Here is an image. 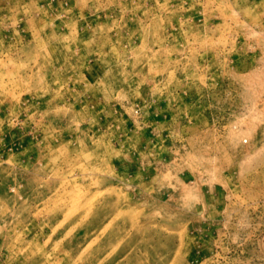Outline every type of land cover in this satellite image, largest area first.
<instances>
[{"label":"rangeland","instance_id":"1","mask_svg":"<svg viewBox=\"0 0 264 264\" xmlns=\"http://www.w3.org/2000/svg\"><path fill=\"white\" fill-rule=\"evenodd\" d=\"M0 264H264V0H0Z\"/></svg>","mask_w":264,"mask_h":264}]
</instances>
